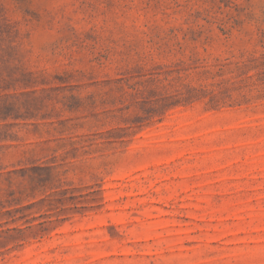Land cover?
<instances>
[{
	"label": "rangeland",
	"instance_id": "374dc122",
	"mask_svg": "<svg viewBox=\"0 0 264 264\" xmlns=\"http://www.w3.org/2000/svg\"><path fill=\"white\" fill-rule=\"evenodd\" d=\"M0 264H264V0H0Z\"/></svg>",
	"mask_w": 264,
	"mask_h": 264
}]
</instances>
